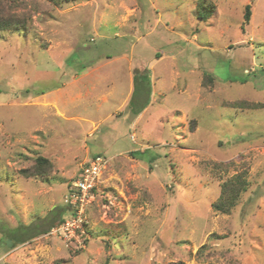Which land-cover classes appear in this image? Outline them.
Masks as SVG:
<instances>
[{
    "label": "rangeland",
    "instance_id": "obj_1",
    "mask_svg": "<svg viewBox=\"0 0 264 264\" xmlns=\"http://www.w3.org/2000/svg\"><path fill=\"white\" fill-rule=\"evenodd\" d=\"M200 1L0 0L27 25L0 32V264H264V0ZM97 154L85 242L57 220L9 248Z\"/></svg>",
    "mask_w": 264,
    "mask_h": 264
},
{
    "label": "trees",
    "instance_id": "obj_2",
    "mask_svg": "<svg viewBox=\"0 0 264 264\" xmlns=\"http://www.w3.org/2000/svg\"><path fill=\"white\" fill-rule=\"evenodd\" d=\"M64 2H69L72 0H61ZM215 11V5L212 3H208V0H201L198 3V17L199 19L206 20L208 19ZM251 18V5L247 4L245 6L244 10V21L249 22ZM27 28L25 19L22 17H18L15 15H6L2 12L0 9V32H5V31H25ZM86 67V65L84 66ZM139 80V75L135 73L134 76V84L137 86ZM136 90V87H135ZM135 92V91H134ZM134 92L132 94L133 98L134 97ZM142 104V103H141ZM139 110V109H137ZM141 111H136L137 114H139ZM49 161L47 158L39 156L37 158V164L35 167V171L32 172L34 175H40L43 176L46 173L45 170H43L45 165H48ZM246 173L245 172H240L232 176L230 179L225 181L222 185L221 188V195L219 196V199L215 201L212 205L213 208L216 211L223 212V213H230L233 206L235 205L236 201L239 199L240 195L242 192L246 191L248 188V181L246 179ZM64 211L63 209H54L52 211V216L53 219L50 224L48 225L47 228H42L40 225H36L34 227L30 226H23V227H17L15 228V233L12 235V238L9 243V248H14L18 244L24 243L28 239L38 236L44 233H47L48 230L54 226L55 221H62L65 218H67L70 215V212L66 217L62 215ZM57 212V214H56Z\"/></svg>",
    "mask_w": 264,
    "mask_h": 264
},
{
    "label": "built area",
    "instance_id": "obj_3",
    "mask_svg": "<svg viewBox=\"0 0 264 264\" xmlns=\"http://www.w3.org/2000/svg\"><path fill=\"white\" fill-rule=\"evenodd\" d=\"M108 164L109 159L100 154L83 164L77 178L70 183L65 199L70 215L59 221V227L52 229L54 232H62L65 236L77 233L85 242L88 238L86 235L88 220L85 210L95 198L98 183Z\"/></svg>",
    "mask_w": 264,
    "mask_h": 264
},
{
    "label": "crops",
    "instance_id": "obj_4",
    "mask_svg": "<svg viewBox=\"0 0 264 264\" xmlns=\"http://www.w3.org/2000/svg\"><path fill=\"white\" fill-rule=\"evenodd\" d=\"M133 80H134V78H133ZM131 95H132V93H131ZM145 109H146V107H144V110H145ZM141 112H142V111H141ZM141 112H140V113H141ZM140 113H139V114H140Z\"/></svg>",
    "mask_w": 264,
    "mask_h": 264
}]
</instances>
